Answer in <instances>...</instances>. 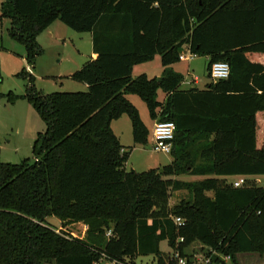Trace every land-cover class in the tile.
Masks as SVG:
<instances>
[{"label": "trees", "instance_id": "1", "mask_svg": "<svg viewBox=\"0 0 264 264\" xmlns=\"http://www.w3.org/2000/svg\"><path fill=\"white\" fill-rule=\"evenodd\" d=\"M0 1V19L9 20V36L25 46L33 69L43 54L38 37L55 22L92 34L97 55L68 76L87 84L85 92L44 94L24 69L26 94L8 95L11 105L32 104L45 130L33 158L0 162V264H135L144 256L176 264L164 242L189 264L187 251L198 243L207 257L233 264L241 254L264 255V186L249 179L264 177L257 136L264 66L247 57L264 53V0ZM188 49L209 59L210 79L215 63H227L229 79L182 90L185 77L173 66ZM157 56L160 78L132 77ZM128 95L144 101L153 121L175 124L169 165L126 169L132 148L122 147L112 123L129 116L136 146L150 135ZM233 177L246 178L243 186L227 181ZM179 191L190 197L171 209ZM53 218L60 229L48 223ZM71 224L87 227L84 239L66 230Z\"/></svg>", "mask_w": 264, "mask_h": 264}, {"label": "rangeland", "instance_id": "2", "mask_svg": "<svg viewBox=\"0 0 264 264\" xmlns=\"http://www.w3.org/2000/svg\"><path fill=\"white\" fill-rule=\"evenodd\" d=\"M1 13L0 1V16ZM9 27L10 22L8 19H0V162L13 161V164H15L21 163V161L26 158H33V146L31 149V147H26V145H24L23 147H25L26 153L21 151L15 153L12 145L17 142H22V139L25 136H35L36 139L39 133L44 132L45 124L34 109L33 105L27 100L18 99L15 105H11L8 100V95L10 93L18 97L24 96L29 86L28 82L20 77L22 71L24 69L27 70V65L22 62L21 53L26 56L27 50L25 46H22L14 39L10 38L8 33L10 29ZM53 27L51 34H48L49 32L47 31L37 40L43 54L36 61V88L44 94L56 92H85L86 89L82 88L83 84L69 79L67 75H69L68 73H74L79 69L76 68L77 70H72L74 69V61H76L77 47H81V49L86 47V44L79 40V36H84L87 33L79 34L60 22H55V26ZM184 53L185 55H188L187 50H185ZM159 59L160 58L157 56L155 59L157 61L155 62L152 61L145 64H139L133 69L132 77L137 78L140 75L147 73L145 75L150 79L160 78V68L163 66H160L162 65V62ZM208 62L209 61L204 57H196L192 62H179L175 64V67L178 71L182 72L181 74L183 77H188L189 80L187 81L192 84L194 83V80L198 78L200 80V86L202 87L205 82L210 81L207 70ZM161 92L159 95H161ZM133 97L143 104L146 112V114L143 115L148 126L152 130L153 123L149 118L146 104L141 98L137 96ZM158 98L160 99V97ZM122 121L124 122L120 123L121 129L118 130L120 132H117V134L122 138V144L127 147V145L132 143L133 138L131 133V121L127 115ZM20 155L22 157H20ZM171 158V155L153 151L152 139H150V142L147 145L142 146L141 149L132 153L129 161L126 163V169L129 171L134 170L138 173L149 171L151 169H159L160 167L169 165L171 163ZM178 179L186 182H196L197 180V178L190 176H181L178 177L177 180ZM254 182L259 186H264V177L255 179ZM189 197V193L186 191L172 192L169 201L170 208H175L182 200L187 201ZM48 223L55 226L57 229L61 228V224H56L54 218L52 220L49 219ZM66 230L73 233L75 237L81 239L85 238L87 231L86 227L82 224H71ZM161 249L165 254L171 256L172 251L166 242L162 243ZM187 253L190 256L192 255V259H194L195 256H199V254L206 256L207 249L203 248L198 243L193 245ZM212 257L214 259L219 258L220 262L223 264H233L230 259L226 260V258L219 256L218 254H212ZM238 259L239 264H264L263 256L244 255ZM156 262L157 260L153 258V256H144L137 258L135 264H155ZM99 264L112 263L104 261Z\"/></svg>", "mask_w": 264, "mask_h": 264}, {"label": "crops", "instance_id": "3", "mask_svg": "<svg viewBox=\"0 0 264 264\" xmlns=\"http://www.w3.org/2000/svg\"><path fill=\"white\" fill-rule=\"evenodd\" d=\"M53 26H55V23L53 24V25H51L50 26V28L49 29H47V31L49 32L48 34H51V30H53ZM46 31V32H47ZM45 32V33H46ZM44 34V33H43ZM42 34V35H43ZM42 35H40V36H42ZM39 36V37H40ZM38 37V38H39ZM79 40L81 41V42H83V43H85L86 44V47L84 48V49H81V47L79 48V47H77V53H76V61H74L75 62V64H74V69H72V70H77L78 68L79 69H81L83 66H84V64L86 63V61H88V60H90V59H93V60H95L96 58H97V55L94 53V49H93V44H92V34H90V33H87V34H85L84 36H79ZM19 52H20V49H19ZM24 53V52H23ZM18 55H20V54H18ZM25 55L24 54H22L21 53V59H22V62H24L25 64H26V59H25ZM159 57V56H158ZM247 57L250 59V61L252 62V63H256V64H259V65H261V66H264V53H248L247 54ZM157 58V57H156ZM155 58V59H156ZM160 58V57H159ZM154 59V62L155 61H157V60H155ZM207 59V58H206ZM160 60V59H159ZM207 61H209V59H207ZM181 62H186V61H181ZM188 62V61H187ZM192 62V61H191ZM26 65H28V64H26ZM79 66V67H78ZM160 66H162V65H160ZM77 68V69H76ZM78 69V70H79ZM173 69H174V71H177V72H179V73H182V72H180V71H178L177 70V68L175 67V66H173ZM163 67H161L160 68V75H162V72H163ZM71 72H74V71H71ZM69 75H67V77L68 76H70L71 74L70 73H68ZM145 74H147V73H145ZM34 76H35V69H34ZM35 78H36V76H35ZM186 78V77H185ZM198 79V78H197ZM187 80H189L188 79V77L185 79V83H183V85H182V90H189V89H192V88H194V87H196V88H198V89H200V90H205L206 89V86L207 85H209V84H211L212 82H214L213 80H211L210 79V81H208V82H205L204 83V85L201 87L200 86V80L198 79V81L197 82H194L193 84L191 83V82H188ZM82 88L83 89H88V86H87V84H83V86H82ZM161 92V91H160ZM159 92V93H160ZM159 93H158V96L160 97V101H164L165 99H166V96H165V94L163 93V92H161V95H159ZM133 96H135V95H128L127 97H128V99L130 100V102L138 109V112H139V115H141V117H142V120H143V122H144V124H145V126L147 127V129H148V131H149V133H150V135H149V138H148V143L150 142V139H152V136H153V129H154V126H155V124L157 123V121H153L152 119H151V117H150V115H149V113H148V115H149V118L151 119V121H152V123H153V125H152V130L150 129V127L148 126V124H147V121L145 120V117H144V115L143 114H146V112H145V108H144V106H143V104L141 103V102H139L138 101V99H136L135 97H133ZM143 101V100H142ZM16 104V103H15ZM14 104V105H15ZM147 111H148V109H147ZM126 116V115H125ZM125 116H123L121 119H119V120H117V121H114L113 123H112V130H113V132H114V134H116V136L118 137V139H119V141H120V143H121V145H122V147H125V148H132V153H134L136 150H139V149H141V147L143 146V145H141V146H136L135 144H134V138H132V143L130 144V145H127V147L124 145V144H122V138L120 137V135L119 134H117V132H120V131H118V130H120L121 128H120V123H122V122H124V121H122V119L125 117ZM131 121V120H130ZM257 122H258V128H257V130H258V134H257V136H258V138L259 139H262L263 137H264V129H263V127H264V117L263 116H258V118H257ZM125 123H127V122H125ZM116 127V128H115ZM131 133H132V126H131ZM132 135H133V133H132ZM34 140H35V136H30V137H23V139H22V142H17V143H14V145H12V148H13V151L16 153H19V151H21V152H24V153H26V149H25V147H23L24 145H26V147H31V149H32V146H33V143H34ZM20 157H22L21 155H20ZM26 159H29V158H26ZM25 160V159H24ZM23 161V160H22ZM21 161V162H22ZM8 162H10V163H12L13 164V161H7V163ZM171 162H172V158H171ZM194 178H197V180H203L204 178L203 177H199V176H197V177H194ZM240 178H244V177H235V178H228L227 179V181L231 184V183H233L234 181H238ZM259 178H261V177H251V178H249L250 180H255V179H259ZM244 179H246V178H244ZM196 180V181H197ZM52 220V219H51ZM54 220L56 221V224H59L60 222H59V220H57L56 218H54ZM48 222H49V220H48ZM86 229H87V227H86ZM244 255H249V254H241V255H238V257L239 258H241L242 256H244ZM253 255H256V256H259V257H262V256H260V255H258V254H253ZM253 255H250V256H253ZM263 257H264V255H263ZM227 260V259H226Z\"/></svg>", "mask_w": 264, "mask_h": 264}, {"label": "built area", "instance_id": "4", "mask_svg": "<svg viewBox=\"0 0 264 264\" xmlns=\"http://www.w3.org/2000/svg\"><path fill=\"white\" fill-rule=\"evenodd\" d=\"M188 55H185V53L181 54L179 59L182 61H193L194 58L197 56L190 52V50H187ZM27 73L30 75H34V69L33 66L27 65ZM211 80L213 81H219V80H227L229 79L230 75V66L227 63H215L209 73ZM198 79L194 80V82H197ZM176 126L173 122H162L159 121L155 124L153 129V136H152V149L153 151L157 153H164L167 155H171L172 153V144L173 140L175 138V132ZM123 152V151H122ZM245 182L244 178H240L238 181H234L232 185H234L237 188H240L243 186ZM181 219H175V223L177 225L182 224ZM109 233L108 235H110ZM180 241H183V239H180ZM215 255V253H212ZM172 259L175 260L176 264H189V260L186 257H183L180 255L179 252L172 253ZM213 257L212 255L207 257L205 255L199 254V256H195V258L192 260V264H212L213 263ZM229 260L230 258H226Z\"/></svg>", "mask_w": 264, "mask_h": 264}, {"label": "water", "instance_id": "5", "mask_svg": "<svg viewBox=\"0 0 264 264\" xmlns=\"http://www.w3.org/2000/svg\"><path fill=\"white\" fill-rule=\"evenodd\" d=\"M134 171V170H133Z\"/></svg>", "mask_w": 264, "mask_h": 264}]
</instances>
